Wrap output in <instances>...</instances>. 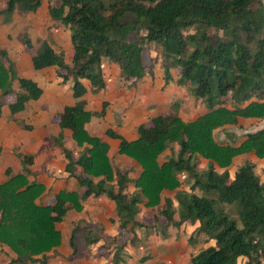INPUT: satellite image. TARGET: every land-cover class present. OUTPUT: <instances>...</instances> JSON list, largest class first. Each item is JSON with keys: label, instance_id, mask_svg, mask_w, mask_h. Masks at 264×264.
Segmentation results:
<instances>
[{"label": "trees", "instance_id": "1", "mask_svg": "<svg viewBox=\"0 0 264 264\" xmlns=\"http://www.w3.org/2000/svg\"><path fill=\"white\" fill-rule=\"evenodd\" d=\"M43 1L49 19L68 30L71 58L65 63L43 39L37 40L38 48L30 62L35 70L53 66L62 82H71L72 96L77 101L62 108L57 122L60 128L71 131L72 140L82 148L73 154L61 135L52 140L66 159L63 171L83 190L79 197L75 191H59L52 203L42 205L37 198L43 186L27 179L30 155L20 156L19 173L9 176L5 169L8 177L0 181V244L15 254L7 258V264L45 263V252L59 243L55 224L69 209H78L79 199L89 195H103L114 202L116 233L103 239L97 224L78 223L68 236L71 251L65 259L74 264L78 251L74 235L80 226L85 245L101 240L97 250L104 248L105 255L110 254L105 264L124 263L123 247L136 240L133 228L145 225L138 217V204H158L161 190L177 187V174L182 172L189 182L188 190L179 189L172 197H164L162 206L147 211L145 217L153 222L162 220L164 227L197 222L188 240L199 234L213 240V245L190 255L186 264H236L239 257L244 264H264V179L255 173L250 160L236 165L232 175L227 170L233 157L241 153L264 157V127L247 132L238 144L213 135L215 128L235 124L237 117H264L262 0H0V15L7 22L13 12H34ZM20 39L29 46L25 33ZM151 41L177 68L176 84L185 86L208 110L188 122L177 117L176 109L152 116L147 123L136 126L133 141H126L112 130L105 131L119 140L120 154L141 166L134 180L135 190L126 194L129 168L111 164L106 156L107 145L84 128L93 113L83 109L80 97L85 88L80 80H87L92 91L103 88L102 58L118 67L123 81L139 79L145 71L142 45ZM167 78L165 65L163 80ZM12 80L17 81V89L11 92ZM0 91V110L1 98L12 95L8 104L11 114L41 93L33 80L15 75L4 50H0ZM225 98L228 103H224ZM20 127L28 128L23 123ZM173 143L178 147L175 154L158 163L157 156ZM198 157L207 159L205 167H198ZM113 173L115 181L109 183ZM217 204H233L236 217H230ZM145 259L143 256L138 261Z\"/></svg>", "mask_w": 264, "mask_h": 264}, {"label": "crops", "instance_id": "2", "mask_svg": "<svg viewBox=\"0 0 264 264\" xmlns=\"http://www.w3.org/2000/svg\"><path fill=\"white\" fill-rule=\"evenodd\" d=\"M45 3V8L41 14V8ZM25 33L30 41L29 46L21 42V34ZM46 39L55 51L60 54L65 63L70 62L71 50L68 41V31L62 26L55 25L47 14L46 1H43L39 8L34 12L15 13L10 15L7 22L3 21L0 15V50H4L7 59L11 62L12 68L17 77H24L33 80L41 89V93L37 99H29L25 102L23 108L11 114L8 104L4 110L1 105L0 110V181L6 179L5 169L9 170V176L15 175L21 171L20 156L30 155L32 163L26 167L29 170L27 179L29 181L37 182L43 186V190L37 202L40 204L52 203L55 194L59 191H75L79 197L82 188L76 183L73 177L68 176L63 167L66 159L61 152L59 145L53 143V137L61 135L66 148L76 154L82 147H78L71 138V131L66 128L58 126V114L64 106L73 105L77 99L72 96L71 82L61 81V78L55 75L53 66L43 67L41 69H33L31 66L30 58L38 48L37 40ZM103 77L105 86L99 90L92 91L87 80L81 79V83L85 88V92L80 97L83 101V109L88 112L96 113L97 116L90 115L87 122L84 124L86 132L93 137H97L99 141L107 145L106 156L111 164L116 165L118 168H129L128 177L130 178L124 185L126 194H130L135 190L134 180L141 172V166L131 157L118 152L119 140L109 137L105 134L106 130H112L114 133L120 135L126 141H133L137 135L135 128L139 124H145L149 118L158 114L164 115L171 112L169 107L168 96L176 93L172 87L170 89L169 83L163 81V69L159 61H155L150 69V73L144 74L137 80L123 81L119 77L118 67L108 61L104 60ZM4 66L7 65L5 62ZM102 65V66H103ZM172 77L177 75V69L171 71ZM131 82V83H130ZM176 85L179 91L184 90L185 86ZM10 89H17V81L10 82ZM1 93V91H0ZM190 94L186 91L181 95V102L176 108V115L183 122L194 120L198 116L207 112V109L202 105H196L195 100L191 98ZM194 100V101H193ZM193 104L191 106V102ZM105 104L104 108L102 104ZM185 106V107H184ZM102 110V113H101ZM101 113V114H100ZM241 119V120H240ZM253 118L237 117L235 124H223L213 130L214 138L225 142L228 136L232 140V144H238L244 136H240L234 140L232 133H222V128L227 127V130L235 131L241 121H252ZM26 124L27 129L20 127V124ZM242 124V123H241ZM221 138V139H220ZM177 145L173 143L170 148H165L158 156V163H162L169 156L174 155L177 151ZM245 160H250L254 163V171L261 179H264V157L258 158L253 152H245L233 157L227 170L229 175H232L233 169ZM207 163V159L198 157V167L203 168ZM112 166V165H111ZM218 172L220 168L216 167ZM99 177H93L97 180ZM179 184L174 189H162L159 194V203L154 206H146L144 202H140L138 217L143 220L145 225L135 226L133 232L136 235L134 243H127L122 249L125 254V262L119 264H127L134 261L137 264H147L138 261L137 254L132 255L131 252L136 249L141 250L140 243L151 245L152 240L157 242V246L152 253L153 261L151 264L161 263L166 264L170 254L171 264H186L192 252L191 245H197L198 239L212 241L206 239L204 235L199 234L192 241L188 240V236L197 226V222L192 224L182 222L176 227L160 228L161 221H155L154 229L148 227L150 221L145 217L147 211H153L157 206L161 207L164 197H172L174 191L179 189L188 190V180L185 173L177 174ZM114 173L109 183H114ZM176 205V204H173ZM78 209H69L62 220L55 224L54 228L59 232V243L49 251L45 252L48 259L43 264H69L65 259L70 254V247L67 243L68 236L74 226L78 223L83 224H97L103 231V239L105 235L109 237L116 233V215L114 202L103 195L92 196L80 200ZM184 223L186 225H184ZM92 226V225H91ZM189 226L185 240L182 241L181 236L176 234L181 233L185 227ZM91 228V227H89ZM141 229L139 232L137 229ZM168 228H179L175 233V242L170 241V244L159 245L164 242L163 232H167ZM84 229H77L74 235V244L77 247V254L74 259V264H91L90 262L83 263L86 256H93L95 262L104 263L106 255H96L98 252L97 246L101 240L95 244H84L83 240ZM151 233V234H150ZM152 235L154 236L152 238ZM151 238V239H149ZM79 239V241H78ZM162 241H160V240ZM206 247V246H205ZM204 248V247H202ZM201 248V249H202ZM95 252L90 253V250ZM126 251V252H125ZM137 251V250H136ZM128 252V253H127ZM0 254L3 257L1 264H7V258L14 257L15 254L6 246L0 244ZM167 254L166 256H164ZM39 256V255H37ZM100 261V258H104ZM91 261V260H90ZM92 262V261H91ZM244 264L243 258H237L236 264ZM39 264V263H33ZM93 264V262H92ZM150 264V263H148Z\"/></svg>", "mask_w": 264, "mask_h": 264}, {"label": "rangeland", "instance_id": "3", "mask_svg": "<svg viewBox=\"0 0 264 264\" xmlns=\"http://www.w3.org/2000/svg\"><path fill=\"white\" fill-rule=\"evenodd\" d=\"M261 3H262V5H263V7H264V0H262L261 1ZM44 8H45V3H43V7L41 8V14L43 13V10H44ZM15 13H18V12H15ZM1 17H3V14H1ZM67 30V29H66ZM68 31V30H67ZM188 31H191V29H188ZM212 31L210 30L209 31V33H211ZM219 34H220V32H218ZM142 34V32H139L138 33V36H140ZM28 43H30V41H28ZM143 49H142V53H141V57H142V62H143V64H144V68H145V71L146 72H148V75L149 74H151L150 73V69H151V67L153 66V63L155 62V61H159V63H160V66H161V68L163 69V67L165 66V65H167V68H168V78L166 79V82L164 81V83H169V87H170V89L173 87L174 89H175V91H176V93H173L172 95H169L168 96V100H169V107H170V111L171 112H175V109L177 108V106L175 107V101H177L178 102V105H179V103L181 102V100L180 101H178V99H180L181 98V95L185 92V89H186V91L187 92H189V94H190V98H189V100H191V98H194V99H199V98H195L191 93H190V91L187 89V88H183L184 90H182L181 89V91H179L180 89H178V88H176V82H175V77H172V74H171V71L172 70H174V73H175V70L177 69L176 67H175V65H173V64H171V59H168V60H165V58H164V55H163V51H162V48L157 44V43H155V42H153V41H151V42H145V43H143ZM104 60H107L106 58H102L101 59V62H100V66H101V68L104 70V65H103V63L105 62ZM103 65V66H102ZM144 71V72H145ZM150 76V75H149ZM176 77H177V75H176ZM131 83V82H130ZM178 85V84H177ZM12 100V95H11V93H8V94H6V95H4L2 98H1V103H2V108L5 110L6 109V107H7V103H9L10 101ZM194 101V100H193ZM193 101L191 102V106H192V104H193ZM196 101V105H202L203 106V108H205V109H207V107L204 105V103L199 99V100H195ZM170 103H173V105H170ZM224 103H228V98H225L224 99ZM185 107V106H184ZM208 110V109H207ZM93 116H97V114L96 113H93ZM241 120V119H240ZM242 123V124H241ZM241 123L238 125V126H236L237 128L235 129V131H230V129H228L227 130V127H225V128H222L221 130H222V133H226V134H228V133H232L233 134V136H234V140L238 137V139H239V137L240 136H244L247 132H253V131H255V130H257V129H260V128H262V127H264V117L263 118H259V119H254L253 118V120L252 121H241ZM221 139V138H220ZM225 142H232V140L230 139V137L228 136V138H227V140H225ZM39 203V202H38ZM43 205V204H42ZM220 208H222L223 209V211L225 212V213H227L230 217H233V218H235L236 217V211H235V206L233 205V204H217ZM162 220H158V223H160ZM154 223H156L155 221L153 222V221H149L148 222V227H150L151 229H154ZM184 225H186L185 223H184ZM160 228H165L164 226H160ZM137 229V228H136ZM177 229H179V228H168V229H166L167 230V232H163L162 233V235H164V242H161V243H159V245H167V244H170V241H172V242H175V233L178 231ZM139 232H141L142 230L141 229H137ZM189 230V226H187V227H185L184 228V230L183 231H181V233H180V235L179 234H176L177 236H181L183 239H182V241L183 240H185V234H187V231ZM151 234V233H150ZM105 235V239H108L109 238V236L108 235H106V234H104ZM154 236L152 235V238H153ZM149 239H151V238H149ZM170 241H169V240ZM158 240H160V239H158ZM78 241H79V239H78ZM160 241H162V240H160ZM198 241V244L197 245H191V247L193 248V250H192V252L194 253V252H196L197 250H199V249H201L202 247H205V246H207L208 244H211L212 243V241H209V243H208V241H206V240H204V239H202V237L200 236L199 237V239L197 240ZM138 243H140V248H141V250H138V249H136L135 251H132L131 252V254L132 255H134V254H137V256L139 257V258H141V257H143V256H145L146 257V259L145 260H143V261H140V262H144V263H150L151 264V262L153 261V257H152V253L154 252V249H155V247L157 246V242L156 241H154V239L152 240V243H151V245H145L144 243H141V242H138ZM11 250V249H10ZM12 251V250H11ZM105 249L104 248H102V249H100L98 252H95L94 251V249L93 250H90V253L89 254H91L92 252H95L94 254H100V255H102V254H104V256H105ZM13 252V251H12ZM126 252V251H125ZM128 253V252H127ZM108 255H109V253H107L106 254V258L108 257ZM124 255V257H125V254H123ZM167 254H165L164 256H166ZM169 258V260L168 261H166V264H171L170 263V259H171V254H170V256H168ZM138 258V259H139ZM94 257L93 256H86V257H84V261H83V263H85V262H90L91 264H92V262H93V264H100L99 262L97 263V262H95L94 260ZM103 259H105V257L104 258H100V261H103ZM92 262H91V261ZM3 262V257L1 256V254H0V264ZM62 262V264L64 263L63 261H61ZM82 264V263H81ZM101 264H104V263H101ZM127 264H137V263H135L134 261H132V262H129V263H127ZM242 264V263H241Z\"/></svg>", "mask_w": 264, "mask_h": 264}]
</instances>
